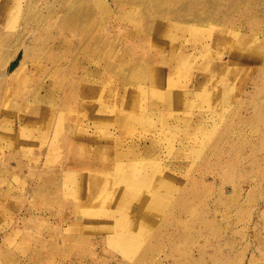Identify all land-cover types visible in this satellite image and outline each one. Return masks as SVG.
Here are the masks:
<instances>
[{
  "label": "rangeland",
  "instance_id": "1",
  "mask_svg": "<svg viewBox=\"0 0 264 264\" xmlns=\"http://www.w3.org/2000/svg\"><path fill=\"white\" fill-rule=\"evenodd\" d=\"M180 1L0 0V264H264V0Z\"/></svg>",
  "mask_w": 264,
  "mask_h": 264
},
{
  "label": "bare ground",
  "instance_id": "2",
  "mask_svg": "<svg viewBox=\"0 0 264 264\" xmlns=\"http://www.w3.org/2000/svg\"><path fill=\"white\" fill-rule=\"evenodd\" d=\"M117 1H119V0H117ZM131 1H132V0H131ZM147 1H148V0H147ZM151 1H152V0H151ZM160 1H161V0H160ZM181 1H182V0H181ZM181 1H180V2H181ZM187 1H188V0H186V3H187ZM249 1H250V0H249ZM128 2H129V1H128ZM128 2H127V3H128ZM169 2H170V1H169ZM176 2H177V1H176ZM180 2H179V3H180ZM184 2H185V1H184ZM255 2H257V1H255ZM255 2H254V3H255ZM259 2H260V1H259ZM259 2H258V3H259ZM154 3H155V2H154ZM158 3H159V2H158ZM158 3H156V4H158ZM123 4H124V3H123ZM189 4H190V2H189ZM211 4H212V3H211ZM159 5H161V4H158L157 6H159ZM183 5H186V4H183ZM183 5H182V6H183ZM201 5H202V4H201ZM176 6H178V5H176ZM190 6H191V4H190ZM198 6H199V5H198ZM208 6H209V4H208ZM0 7L2 8V6H0ZM4 7H5V6H4ZM161 7H163V6H161ZM169 7H172V6H169ZM174 7H175V6H174ZM203 7H204V6H203ZM209 7H210V6H209ZM7 8H9V7L7 6ZM65 8H66L67 10H69V7H68V6H66ZM184 8H185V7H184ZM231 8H232V7H231ZM174 9H175V8H174ZM156 10H157V9H156ZM204 10H205V9H204ZM148 11H149V10H148ZM167 11H168V9H167ZM202 11H203V10H202ZM233 11H234V10H233ZM119 12H120V11H119ZM145 12H146V11H145ZM154 12H155V10H154ZM181 12H182V11H181ZM167 13H168V12H167ZM182 13H183V12H182ZM120 14H121V12H120ZM203 14H204V13H203ZM254 14H255V13H254ZM169 15H170V14H169ZM222 15H223V14H222ZM255 15H257V14H255ZM149 16H150V15H149ZM171 16H172V15H171ZM178 16H179V15H178ZM178 16H176V18H177ZM207 16H208V15H207ZM226 16H227V15H226ZM229 16H230V15H229ZM258 16H259V15H258ZM204 17H205V16H204ZM213 17H214V15H213ZM219 17H220V16H219ZM141 18H142V17H141ZM176 18H175V19H176ZM222 18H223V17H222ZM227 18H228V17H227ZM256 18H257V17L255 16V19H256ZM77 19H79V18H77ZM260 19H261V18H260ZM260 19H259V20H260ZM182 20H183V19H182ZM209 20H210V19H209ZM214 20H215V19H214ZM43 21H44V20H43ZM177 21H178V20H177ZM251 22H252V21H251ZM260 22H261V21H260ZM260 22H259V23H260ZM152 25H153V24H152ZM154 25H155V24H154ZM154 25H153V26H154ZM227 25H228V24H227ZM192 26H193V25H192ZM164 27H165V26H164ZM149 28H150V27H149ZM151 28H152V27H151ZM151 28H150V29H151ZM153 28H154V27H153ZM155 28H156V27H155ZM156 29H157V28H156ZM158 29H159V28H158ZM256 30H258V29H256ZM148 32H149V31H148ZM150 32H151V31H150ZM104 42H105V41H104ZM103 44H104V43H103ZM89 47H90V44H89ZM120 55H121V54H120ZM115 58H116V57H115ZM117 59H120V57L117 58ZM117 59H116V60H117ZM259 64H260V63H259ZM140 67H141V66H140ZM141 71H142V70H141ZM140 75H141V74H140ZM147 81H148V80H146L145 82H147ZM129 83H130V82H129ZM150 83H151V81H150ZM140 84H141V83H140ZM135 85H136V83H135ZM141 85H142V84H141ZM151 85H152V83H151ZM149 90H150V88H149ZM152 90H153V89H152ZM172 100H173V99H172ZM36 103H37V102H36ZM150 103H151V102H150ZM168 104H170V103H168ZM151 105H152V104H151ZM165 105H166V104H165ZM169 106H170V105H169ZM124 113H125V112H124ZM115 115H116V113H115ZM123 125H124V124H123ZM74 135H75V134H74ZM179 190H180V189H179ZM175 196H176V195H175ZM178 201H179V200H178ZM176 202H177V201H176ZM176 202H175V203H176ZM173 207H174V206H173ZM173 207H172V208H173ZM172 208H171V209H172ZM172 210H173V209H172ZM176 210H178V209H176ZM170 211H171V210H170ZM146 212H148V211H146ZM139 213H140V212H139ZM171 214H172V212H171ZM173 215H175V213H174ZM142 216H143V215H142ZM155 218H156V217H155ZM169 218H170V217H169ZM176 218H177V217H176ZM172 221H175V220H172ZM137 222H138V223L135 222V226H137V227H138L139 225H141L142 223H143V225H144V224L146 225V221L144 220V218H143L142 222H141V220H139V221L137 220ZM175 223H176V222H175ZM152 224H155V223H152ZM167 224H170V223L168 222ZM170 225H171V224H170ZM170 225H169V226H170ZM173 225H175V224H173ZM172 227H173V226H172ZM163 228H164V227H163ZM163 228H162V229H163ZM170 228H171V227H170ZM176 229H177V227H176ZM139 230H141V229H139ZM146 231H147V230H146ZM159 232H160V231H159ZM164 232H165V231H164ZM164 232H163V233H164ZM157 233H158V231H157ZM142 235H143V234H142ZM147 235H148V232H147ZM147 235H146V236H147ZM148 237H149V236H148ZM152 238H153V237H152ZM126 249H127V248H126ZM123 250L125 251V249H123Z\"/></svg>",
  "mask_w": 264,
  "mask_h": 264
}]
</instances>
